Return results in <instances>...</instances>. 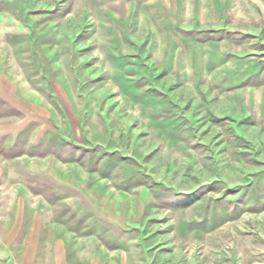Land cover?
Returning a JSON list of instances; mask_svg holds the SVG:
<instances>
[{
	"label": "rangeland",
	"instance_id": "obj_1",
	"mask_svg": "<svg viewBox=\"0 0 264 264\" xmlns=\"http://www.w3.org/2000/svg\"><path fill=\"white\" fill-rule=\"evenodd\" d=\"M120 1L0 0V264H264V0Z\"/></svg>",
	"mask_w": 264,
	"mask_h": 264
},
{
	"label": "crops",
	"instance_id": "obj_2",
	"mask_svg": "<svg viewBox=\"0 0 264 264\" xmlns=\"http://www.w3.org/2000/svg\"><path fill=\"white\" fill-rule=\"evenodd\" d=\"M105 2H107V1H109V0H104ZM110 1H113V3H114V5H116V4H121V1L119 2V0H110ZM116 1V2H115ZM123 1H125V0H123ZM133 7H132V9H136V5H132Z\"/></svg>",
	"mask_w": 264,
	"mask_h": 264
}]
</instances>
